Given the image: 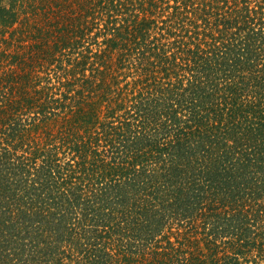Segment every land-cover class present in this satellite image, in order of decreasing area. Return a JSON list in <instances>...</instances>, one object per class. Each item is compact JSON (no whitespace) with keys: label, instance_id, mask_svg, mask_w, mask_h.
<instances>
[{"label":"trees","instance_id":"1","mask_svg":"<svg viewBox=\"0 0 264 264\" xmlns=\"http://www.w3.org/2000/svg\"><path fill=\"white\" fill-rule=\"evenodd\" d=\"M0 264H264V0L0 3Z\"/></svg>","mask_w":264,"mask_h":264},{"label":"rangeland","instance_id":"2","mask_svg":"<svg viewBox=\"0 0 264 264\" xmlns=\"http://www.w3.org/2000/svg\"><path fill=\"white\" fill-rule=\"evenodd\" d=\"M7 2V0H0V3L5 4Z\"/></svg>","mask_w":264,"mask_h":264}]
</instances>
